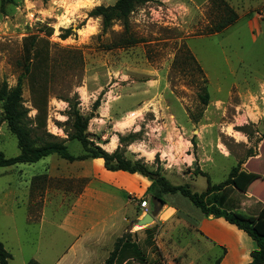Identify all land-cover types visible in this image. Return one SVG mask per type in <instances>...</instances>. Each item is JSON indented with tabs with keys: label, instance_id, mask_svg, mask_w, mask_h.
Masks as SVG:
<instances>
[{
	"label": "rangeland",
	"instance_id": "374dc122",
	"mask_svg": "<svg viewBox=\"0 0 264 264\" xmlns=\"http://www.w3.org/2000/svg\"><path fill=\"white\" fill-rule=\"evenodd\" d=\"M113 1L100 0V4L111 5ZM168 1L183 6L180 0ZM143 3L129 13L126 28L120 20H112L103 30L100 16L87 17L88 11L100 5L97 1L87 0L85 5L84 0H0V84L13 86L22 73L24 38L43 37L49 41L48 59L38 79L46 84L47 98L45 125L38 133L45 131L66 139L70 128L66 112L69 102L76 101L79 112L89 116L87 133L95 144L105 145L117 135L124 157L159 167L173 184L188 183L200 192L206 186L203 173L218 183L236 164L246 172H264V156L256 159L257 143L264 135V0H209L203 6L181 8L180 16L169 15L161 21L138 16L136 8ZM227 7L236 13V19L213 32L229 17ZM250 14L259 21L250 25ZM69 27L71 33L61 38L63 29ZM205 90L207 104L199 98ZM249 98L257 113L241 125L243 104ZM22 99L29 119H33L36 110L26 78ZM96 100L97 107L110 106L115 116H132V121L117 124L111 117L104 118L105 122L92 121ZM127 124L130 126H124ZM237 132L245 134L249 146ZM127 135L131 138L119 142V136ZM65 143L70 153L83 152L78 140L66 139ZM0 150L6 157L19 153L1 108ZM261 150L264 152V142ZM67 162L50 154L33 163L0 167V241L11 255L9 264H28L36 252L42 263L49 262L57 256L53 249L67 244L63 238L48 245L75 188L65 178L71 172ZM37 173L40 175L32 177L29 188L31 175ZM40 181L41 193L38 189L34 194ZM7 183L9 199L5 200ZM263 186L257 183L255 196L237 211L246 214L244 208L249 203L264 202ZM45 190L48 201L42 245V241L37 243V216ZM162 197L164 204L153 201L150 193L140 197L147 200L153 221L135 229L133 219L122 234L130 233L147 260L140 263L129 258L122 264H213L221 258L225 248L203 239L194 224L200 210L178 194ZM31 200L35 203L28 205ZM165 205L176 209V217L158 220ZM45 253L48 255H42Z\"/></svg>",
	"mask_w": 264,
	"mask_h": 264
},
{
	"label": "trees",
	"instance_id": "16d2710c",
	"mask_svg": "<svg viewBox=\"0 0 264 264\" xmlns=\"http://www.w3.org/2000/svg\"><path fill=\"white\" fill-rule=\"evenodd\" d=\"M146 0H116L111 5H96L87 13V17H101L102 29L105 30L112 20H120L127 27L129 13L139 4ZM225 4L224 1H222ZM226 5V4H225ZM229 17L213 28V32H219L236 19V13L229 7ZM71 33L70 27L63 29L61 38H66ZM49 41L35 35L27 36L23 42L22 73L18 76L15 85L9 86L6 82L0 84V108L2 118L7 129L17 140L19 153L15 156L6 157L0 150V167L11 166L17 163H33L50 154H56L67 161L84 160L89 158H102L104 167L108 170H124L138 172L148 177L150 184L146 193L151 198L164 204L163 195L178 194L186 198L192 205L207 216L222 217L227 222L234 224L243 230L254 242L255 248L250 251L251 259L244 264H262L264 260V202L256 201L249 208L250 214H242L237 211L242 206L246 195L242 192L254 194L257 183L264 184V178L254 172H246L236 164L232 166L226 177L218 183H212L210 176L203 173L206 178V186L203 191H193L188 183L173 184L159 167L152 168L141 160H132L123 156L117 146L112 152H107L101 146L95 144L87 133L89 116L83 115L77 108V102H69L67 120L70 128L66 139H76L80 142L83 152L74 155L69 152L65 143L66 139H57L47 133H38L39 128L45 125L46 116V84L39 81V70L48 59ZM27 79L31 105L36 110L33 119L28 117V108L24 106L22 99V81ZM208 93L205 90L199 98L203 104L208 102ZM96 100L93 107L96 108ZM119 136V142L126 141L131 136ZM51 138V139H50ZM264 138V135H263ZM264 187V186H263ZM241 191V192H240ZM243 195L242 200L240 196ZM254 211V212H251ZM146 227L144 230H148ZM224 252V249L222 250ZM11 255L0 241V264H9ZM133 258L140 263L146 259L145 251L137 242L131 239L130 233H125L117 238L113 249L102 264H122L126 259ZM220 257L214 260L218 264ZM28 264H36L30 260Z\"/></svg>",
	"mask_w": 264,
	"mask_h": 264
},
{
	"label": "crops",
	"instance_id": "0c3cea01",
	"mask_svg": "<svg viewBox=\"0 0 264 264\" xmlns=\"http://www.w3.org/2000/svg\"><path fill=\"white\" fill-rule=\"evenodd\" d=\"M92 1H97V4L101 3L100 0ZM180 1L183 6L180 2L179 4L182 9L184 8L183 10L203 6L209 3V0ZM197 1H199V3ZM86 2L87 0H84L85 5ZM114 2L115 1H113V3ZM247 14H249V12H247ZM250 16L248 22L253 19L252 23L249 22L250 25L259 21V19L257 20L253 15L250 14ZM88 19L94 18L90 17ZM249 97H253V94L250 92ZM243 106L245 109L242 111V116H244L245 119L240 123L241 125L247 121L250 114L255 115L257 113L253 111L255 107L253 100L250 98L248 99L247 104H243ZM111 110L112 108L110 106L102 108L99 105L95 110V117L92 121L99 123L105 122L107 118L111 117L117 124L122 121H124L123 123L126 122L127 115L115 116L114 113H111ZM251 122L254 121L251 119ZM128 125L129 124L124 126ZM130 125L133 124L130 123ZM124 126L122 128H124ZM122 128L115 127L116 131H120ZM89 131H91V129H89ZM237 133L240 134L239 138L240 140H243L245 146H249L245 134L241 132ZM117 140V135L112 136L106 144L101 147L107 152H112L117 146ZM263 142L264 138L257 143L258 154H256V159H260L264 156V152L261 150ZM249 160L245 163H248ZM151 161V158L148 159V162ZM67 163L71 168V172L67 174L65 178L71 180L73 185H75V188H72L73 191L71 190L70 201L59 217L58 222L55 224L57 230L55 231L54 236H50V243L48 245L52 246L54 239L65 238L68 242L61 249H53V251H56V254L54 255L57 256L49 262L42 263L37 256L40 255L39 252H36L31 260H34L36 264H102L109 252L113 249L116 239L121 237L123 232L126 231L127 225L131 227L133 219L137 220L139 219L138 217L145 215V213L149 211L148 204L146 209H144L139 206V202L144 199H141L140 197L145 196L150 180L148 177L138 172L108 170L104 167L103 159L99 157L74 160ZM247 171L258 173L264 178V172L262 171L254 169H247ZM38 175L40 174L37 173L31 175L28 183L29 188L32 185V177ZM8 186L9 183H7L3 192L5 200H7V198L9 199ZM34 188V194H37L36 190L38 189L40 192L41 188H43L42 181L36 184ZM46 192V190L43 192L42 208L39 210L37 216L39 220L37 243L40 244V241H42V245H45L43 226L45 223L44 211L46 201H48L46 199ZM40 193H38V196H40ZM242 193L246 195V199L242 201L241 208L246 201H250V198H252L251 193ZM10 195L14 196V194ZM16 197L18 196L16 195ZM256 201L257 200L253 202ZM2 203H4V200ZM34 203L35 201L31 200L28 202V205ZM253 204L255 203L251 202L246 208H244L246 214H250L248 210L249 208L252 209ZM175 212L176 209L174 207L165 205L159 211L156 218L158 220L166 221L172 219V217H176ZM34 218H36V216ZM191 218L192 217H189L190 220ZM195 220L194 224L202 234L203 239L211 241L214 245L216 244L225 248L224 254L220 258L218 264H225L227 260L230 261V264H244L251 259L250 251L254 249L256 245L243 230L238 229L234 224L227 222L222 217H214L212 215L205 216L202 213H198ZM134 228L138 229L140 227L134 226ZM232 253L235 254L232 259H227ZM42 255L48 254L45 253Z\"/></svg>",
	"mask_w": 264,
	"mask_h": 264
},
{
	"label": "built area",
	"instance_id": "2783aa9c",
	"mask_svg": "<svg viewBox=\"0 0 264 264\" xmlns=\"http://www.w3.org/2000/svg\"><path fill=\"white\" fill-rule=\"evenodd\" d=\"M181 12L183 11L179 3H172L168 0H146L140 7L136 8L138 16L155 21H161L163 17L168 18L169 15L180 16ZM139 206L146 209L147 201L145 199L140 200Z\"/></svg>",
	"mask_w": 264,
	"mask_h": 264
},
{
	"label": "water",
	"instance_id": "95a60500",
	"mask_svg": "<svg viewBox=\"0 0 264 264\" xmlns=\"http://www.w3.org/2000/svg\"><path fill=\"white\" fill-rule=\"evenodd\" d=\"M153 201H154V199H153ZM152 221H153V216L149 212H146L145 215H143L141 218L136 220V224L142 225L144 223H150Z\"/></svg>",
	"mask_w": 264,
	"mask_h": 264
},
{
	"label": "bare ground",
	"instance_id": "6f19581e",
	"mask_svg": "<svg viewBox=\"0 0 264 264\" xmlns=\"http://www.w3.org/2000/svg\"><path fill=\"white\" fill-rule=\"evenodd\" d=\"M85 33V32H84ZM132 121V116H128L127 117V119H126V122L125 123H129V122H131ZM120 125V124H119ZM135 227H141V226H139V225H137V224H135ZM240 249V248H239ZM237 250V249H236ZM234 252V251H233ZM237 252V251H236ZM235 254L234 253H232L231 254V258L230 257H227V259H232V257L234 256ZM237 263V262H236ZM225 264H230V261L229 260H227L226 262H225ZM233 264H235V263H233Z\"/></svg>",
	"mask_w": 264,
	"mask_h": 264
}]
</instances>
